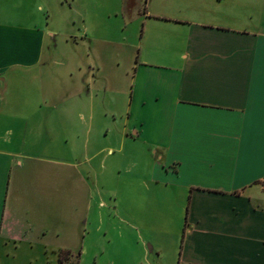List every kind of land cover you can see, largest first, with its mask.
Returning a JSON list of instances; mask_svg holds the SVG:
<instances>
[{"label":"crops","instance_id":"crops-1","mask_svg":"<svg viewBox=\"0 0 264 264\" xmlns=\"http://www.w3.org/2000/svg\"><path fill=\"white\" fill-rule=\"evenodd\" d=\"M20 1L27 6L11 18L0 15V247L51 251L58 264L57 251L74 261L83 247L89 174L96 180L95 159L112 150L93 131L95 104L120 87L98 60L88 75L78 56L45 79L54 31L41 0ZM43 1L49 12L54 0ZM233 5L146 0L136 14L146 19L145 60L132 64L118 149L127 139L143 147L156 182L174 187L183 213L176 264H264V0ZM44 81L42 98L12 97L20 83Z\"/></svg>","mask_w":264,"mask_h":264},{"label":"rangeland","instance_id":"rangeland-1","mask_svg":"<svg viewBox=\"0 0 264 264\" xmlns=\"http://www.w3.org/2000/svg\"><path fill=\"white\" fill-rule=\"evenodd\" d=\"M226 1L232 7H235L233 4L249 5L255 2ZM126 2L127 6L133 3L132 0ZM120 3L121 0H54L49 12L43 0L39 4L40 9H43L41 15L48 22V29L54 31L53 38L44 45L45 51L54 53L55 59L50 60L53 72H44L47 74L44 78L51 79L56 74L54 71L61 75L66 58L78 56L88 75L94 74L90 63L98 60L103 70H100V74L106 77L109 71L120 87L118 93H104L105 98L101 94L95 104L93 131L96 135H102V139L98 140L112 150L108 153L110 156L106 155V149L104 154L95 159L97 177L95 180L92 171L88 178L93 188V200L85 223L83 247L74 261L65 264H76V261L77 264H176L183 213L179 209L174 187L156 182L153 178L156 174L151 166L154 159L143 147L133 146L132 141L127 139L124 149H118V132L126 118L132 85L135 84V68L132 64L145 60V53L140 55L139 49L145 45L147 26L143 16L125 18ZM144 3V0H136L133 12L143 9ZM22 5L20 0H0V15L11 18ZM81 15L86 18L83 26ZM82 29L86 30L87 35H80ZM82 37L86 39L82 40ZM108 39H115L117 43L112 45ZM131 43L139 47H129ZM45 82L35 83L33 87L30 82L28 90L26 87L20 89L25 84L20 83L12 97L16 100L42 98L41 93L45 90L41 89ZM90 83L95 91L97 84ZM14 88H18V85ZM61 88L62 85H59L58 90ZM36 89L41 90L40 96ZM81 96L85 98L86 94L81 93ZM51 97L56 98L54 94ZM20 113L32 114L30 109ZM96 120L102 122L98 124ZM23 246L17 250L12 245L6 250L0 247V264H55L51 251Z\"/></svg>","mask_w":264,"mask_h":264},{"label":"trees","instance_id":"trees-1","mask_svg":"<svg viewBox=\"0 0 264 264\" xmlns=\"http://www.w3.org/2000/svg\"><path fill=\"white\" fill-rule=\"evenodd\" d=\"M136 0H132L131 6H127L126 0H123V8H122V14L125 18L127 19H132L139 11L136 9V12H133V4L135 3ZM146 0H144L145 2ZM145 9V7H143ZM184 231L181 235V239L183 238ZM77 255H80V252L77 253ZM71 256V252L69 250H59L57 251V260L58 264H65ZM78 261H76L77 264Z\"/></svg>","mask_w":264,"mask_h":264}]
</instances>
